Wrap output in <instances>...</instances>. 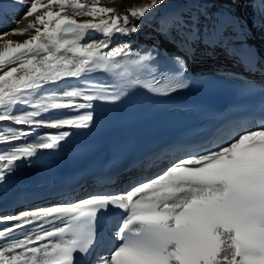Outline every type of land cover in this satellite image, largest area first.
Returning <instances> with one entry per match:
<instances>
[{
    "label": "snow or ice",
    "instance_id": "obj_1",
    "mask_svg": "<svg viewBox=\"0 0 264 264\" xmlns=\"http://www.w3.org/2000/svg\"><path fill=\"white\" fill-rule=\"evenodd\" d=\"M166 2L145 0L120 14L101 0H0V11L23 7L21 18H31L24 28L0 31V146L9 145L0 147V187L41 151L59 149L69 129H89L92 112L78 110L93 101L119 100L128 86L165 96L187 89V60L198 51L209 58L220 51L257 69L259 54L232 39L246 34L248 23L231 10L217 14L221 0H203L212 7L194 16L161 18L158 31L182 55L157 60L117 42ZM256 15L264 30V0ZM16 35L27 38L11 39ZM255 90L242 81L244 94ZM251 115L255 126L237 125L209 147L185 150L124 192L0 216V264H264V92ZM106 215L117 218L119 244L104 256L96 247Z\"/></svg>",
    "mask_w": 264,
    "mask_h": 264
},
{
    "label": "bare ground",
    "instance_id": "obj_2",
    "mask_svg": "<svg viewBox=\"0 0 264 264\" xmlns=\"http://www.w3.org/2000/svg\"><path fill=\"white\" fill-rule=\"evenodd\" d=\"M239 1V4L234 5L230 0H226V2H218L217 7L215 6V11L217 14L221 11L225 10H231L233 13H236L237 15H240L243 17V20L250 24L248 14L246 12H243L241 10H238L237 8L233 7H239L241 4V0ZM7 0H5V3ZM82 2H86V0H82ZM145 2V0H101V5L105 7H112L117 10L120 14H124L126 9L130 6H138L139 4ZM205 7L211 8L212 5L203 3V0H167L164 7L159 9L158 12H153L151 16H149L148 20L141 26V30L134 34L131 37L128 38H118L117 42H120V40H124V42L130 43L131 45V52L134 53L137 50H140L143 46L142 44L151 41L152 43H156L154 38L156 37V33L158 32V25L161 22V18L170 14V13H176V14H191L196 15L197 12L203 11ZM255 9H258V7H255ZM247 15H245V14ZM24 14V8L23 7H11L8 6L4 8L2 11H0V31L2 30H10L12 26H16L19 28H24L31 18L28 19H22L21 17ZM81 19V18H78ZM86 19V18H82ZM259 21V19H257ZM17 21L19 23L17 24ZM251 26V27H250ZM10 27V28H9ZM14 27V28H16ZM249 30L246 34H234L232 36L233 43L239 44V43H249L250 47H253L252 49L258 48L259 45H264V42H253L254 40L262 39V32L255 34V30L252 27V25H248ZM93 36H99V33H92ZM27 38V35L24 36H12L11 39L16 41H23ZM263 49V47H262ZM171 50V49H170ZM173 53H180L177 48L173 45L172 49ZM219 52L221 57L217 56L216 58H212L211 60H204L202 62L198 63H192L188 67L192 68L193 70L197 71V73H202L204 68L207 65L210 67L208 69H205V72L213 71L217 75L222 76H229V77H235V78H242L244 75H255L257 71L255 72H230L227 70H217L215 71L213 67H215L219 60L222 59L224 56L227 57L223 52ZM199 53V51H198ZM218 54V53H217ZM201 55V52H200ZM216 56V55H215ZM230 57V56H228ZM208 57H205L204 59H207ZM219 58V59H218ZM231 58V57H230ZM232 59V58H231ZM261 62L264 63V55L262 53ZM206 64V65H204ZM257 69H259L257 67ZM104 77L98 76L97 79H103ZM111 78V77H109ZM113 79V78H111ZM71 83H75V81H70ZM114 83H117L113 79ZM83 102V101H80ZM107 103V104H121L123 103L121 97L119 100H116L114 102H107V101H93V106L97 103ZM92 109H80L78 110L81 114L85 112H92ZM65 112H69L71 110H63ZM93 114V112H92ZM7 123V122H3ZM237 125L232 126L231 128L236 127ZM17 127H26V126H17ZM230 128V129H231ZM229 130V129H228ZM227 130V131H228ZM41 133L44 132H51L56 133L59 130H52V129H40ZM70 132H72V135L67 138L66 141H62L61 143H69L70 140L75 139L81 135V130L77 129H69ZM227 131H223L220 135L223 136ZM14 143H20V142H14ZM0 147L7 148L9 145H3ZM63 153L58 152V149L56 150H43L41 151L37 157L32 158L30 163L28 164H22L20 168L15 172L14 175L10 176L9 179L4 183L3 187H0V216L4 215H11L12 211L18 206H24V209H28L30 207H46L50 206L52 204H61L60 202L56 201L55 199L58 197L57 191L61 190L62 187L60 185V180L57 179L55 176L50 175H44V172L46 173V170L43 167H46L47 165H52L56 161L63 158ZM65 177L68 180L75 181L80 179V181H86L85 186L89 185V181L86 179V177L82 176L81 171H78L77 169H71L65 172ZM150 180V179H148ZM33 210V209H31ZM30 211V210H26ZM115 217L110 218V227L113 228V225H115L112 221H114ZM6 225L3 223H0V228L5 227ZM17 234H20L17 232ZM111 235V233H110ZM106 238H101L98 246L96 247V251L100 250L101 248L107 246ZM103 254V252L101 253Z\"/></svg>",
    "mask_w": 264,
    "mask_h": 264
},
{
    "label": "rangeland",
    "instance_id": "obj_3",
    "mask_svg": "<svg viewBox=\"0 0 264 264\" xmlns=\"http://www.w3.org/2000/svg\"><path fill=\"white\" fill-rule=\"evenodd\" d=\"M222 2H226V0H221ZM231 2V0H230ZM241 4L239 7H236V6H233L235 8H237L238 10H241L243 12H246L248 14V18H249V21L251 22L250 24L252 25V27L254 28L255 30V34H259L261 33V29L259 27V21L257 20L258 19V16L256 15V10L255 7H258L259 8V0H255L254 3L250 2V0H241L240 1ZM233 3V2H232ZM234 5L236 4H239V1H236L233 3ZM217 7V4L215 5ZM245 14V13H244ZM246 15V14H245ZM247 16V15H246ZM82 19V18H81ZM30 22V21H29ZM28 22V23H29ZM253 22H255V26H253ZM248 24V25H250ZM16 27L15 25L12 26L10 29ZM251 27V26H250ZM251 30V29H250ZM262 39H259V40H254L253 42H264V32H262Z\"/></svg>",
    "mask_w": 264,
    "mask_h": 264
}]
</instances>
